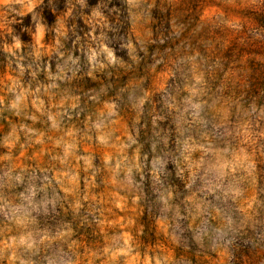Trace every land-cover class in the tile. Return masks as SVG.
<instances>
[{
  "label": "clouds",
  "instance_id": "clouds-1",
  "mask_svg": "<svg viewBox=\"0 0 264 264\" xmlns=\"http://www.w3.org/2000/svg\"><path fill=\"white\" fill-rule=\"evenodd\" d=\"M0 264H264V0H0Z\"/></svg>",
  "mask_w": 264,
  "mask_h": 264
}]
</instances>
